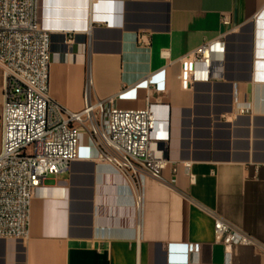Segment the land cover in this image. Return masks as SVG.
I'll return each instance as SVG.
<instances>
[{
  "label": "crops",
  "instance_id": "0c3cea01",
  "mask_svg": "<svg viewBox=\"0 0 264 264\" xmlns=\"http://www.w3.org/2000/svg\"><path fill=\"white\" fill-rule=\"evenodd\" d=\"M37 20L51 33L59 104L80 109L88 88L92 101L116 95L121 108L168 105L160 144L176 167L163 176L175 182L147 178L137 210L121 177L83 145L67 172L44 178L29 237L0 238V264H223L212 215L264 245V0H38ZM221 35L211 79L185 85L180 59ZM235 84L251 114H233ZM230 264L264 255L239 246Z\"/></svg>",
  "mask_w": 264,
  "mask_h": 264
},
{
  "label": "built area",
  "instance_id": "2783aa9c",
  "mask_svg": "<svg viewBox=\"0 0 264 264\" xmlns=\"http://www.w3.org/2000/svg\"><path fill=\"white\" fill-rule=\"evenodd\" d=\"M38 0H0V238L29 237L32 199L48 175H60L78 159L83 145L97 164L111 167L132 195L140 210L144 183L151 178L174 188L163 171L175 163L163 155L161 141L168 138L163 111L168 105L150 102L139 109L115 105V96L90 99L88 88L82 107L70 109L55 101L49 92L51 33L37 20ZM227 23V18H223ZM72 33L63 34L69 43ZM223 35L206 41L183 56L179 79L185 85L209 80L222 57ZM147 88H153L146 77ZM123 89L119 96L123 95ZM233 114H251V104L239 100L233 90ZM183 167L191 183V162ZM213 217L214 242L222 246L223 264H230L239 246H249L264 255V245L218 215ZM196 251L191 246L190 252Z\"/></svg>",
  "mask_w": 264,
  "mask_h": 264
},
{
  "label": "rangeland",
  "instance_id": "374dc122",
  "mask_svg": "<svg viewBox=\"0 0 264 264\" xmlns=\"http://www.w3.org/2000/svg\"><path fill=\"white\" fill-rule=\"evenodd\" d=\"M0 73H1V69H0ZM0 104H1V95H0Z\"/></svg>",
  "mask_w": 264,
  "mask_h": 264
}]
</instances>
